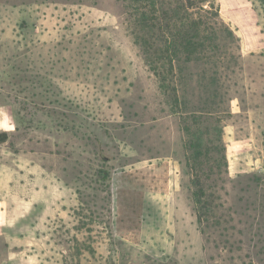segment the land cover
<instances>
[{"label":"rangeland","instance_id":"1","mask_svg":"<svg viewBox=\"0 0 264 264\" xmlns=\"http://www.w3.org/2000/svg\"><path fill=\"white\" fill-rule=\"evenodd\" d=\"M163 1L213 38L177 104L126 0H0V264H264V0ZM207 112L227 164L200 222L184 125Z\"/></svg>","mask_w":264,"mask_h":264},{"label":"trees","instance_id":"2","mask_svg":"<svg viewBox=\"0 0 264 264\" xmlns=\"http://www.w3.org/2000/svg\"><path fill=\"white\" fill-rule=\"evenodd\" d=\"M126 1L135 42L141 46L148 65L160 79L163 92L166 95L172 94L173 101L177 104L178 96L174 95L177 90L173 85L176 62L183 57L185 62L196 60L203 48L213 42V38L206 35L205 23L200 20L201 16L197 17L198 13H187L186 17L181 16L182 7L171 5L163 0ZM187 1L190 2V0ZM190 5H192L191 2ZM190 5H185L186 12ZM214 114L206 113L204 122H207V125L204 131L201 120H198L197 125L193 123L184 125L186 161L193 174L191 178V184L194 187L193 198L200 222L209 211L208 192L203 181L205 166H209V171L213 172L214 166L221 167L220 162L223 165L227 164L222 119ZM198 118L201 119L199 115ZM212 128L217 136V149L210 147L206 142L210 140ZM7 138V131L0 132V143ZM214 152L216 159L212 158Z\"/></svg>","mask_w":264,"mask_h":264},{"label":"crops","instance_id":"3","mask_svg":"<svg viewBox=\"0 0 264 264\" xmlns=\"http://www.w3.org/2000/svg\"><path fill=\"white\" fill-rule=\"evenodd\" d=\"M7 130V129H6Z\"/></svg>","mask_w":264,"mask_h":264}]
</instances>
